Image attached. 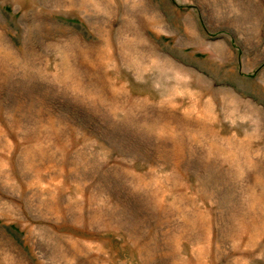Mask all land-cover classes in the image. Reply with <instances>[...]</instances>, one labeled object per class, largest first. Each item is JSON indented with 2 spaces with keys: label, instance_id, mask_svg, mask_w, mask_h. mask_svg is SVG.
I'll return each instance as SVG.
<instances>
[{
  "label": "rangeland",
  "instance_id": "rangeland-1",
  "mask_svg": "<svg viewBox=\"0 0 264 264\" xmlns=\"http://www.w3.org/2000/svg\"><path fill=\"white\" fill-rule=\"evenodd\" d=\"M0 264H264V0H0Z\"/></svg>",
  "mask_w": 264,
  "mask_h": 264
}]
</instances>
